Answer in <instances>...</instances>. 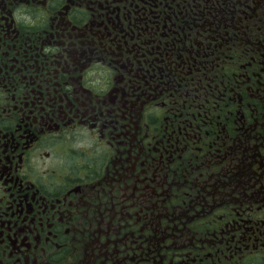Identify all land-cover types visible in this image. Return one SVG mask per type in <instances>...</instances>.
<instances>
[{
  "label": "flooded vegetation",
  "instance_id": "1",
  "mask_svg": "<svg viewBox=\"0 0 264 264\" xmlns=\"http://www.w3.org/2000/svg\"><path fill=\"white\" fill-rule=\"evenodd\" d=\"M0 264H264V0H0Z\"/></svg>",
  "mask_w": 264,
  "mask_h": 264
}]
</instances>
